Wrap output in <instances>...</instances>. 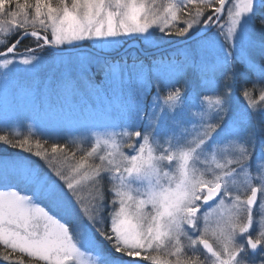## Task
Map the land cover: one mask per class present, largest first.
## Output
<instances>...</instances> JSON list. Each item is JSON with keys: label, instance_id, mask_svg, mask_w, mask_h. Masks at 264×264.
Returning <instances> with one entry per match:
<instances>
[{"label": "rangeland", "instance_id": "obj_1", "mask_svg": "<svg viewBox=\"0 0 264 264\" xmlns=\"http://www.w3.org/2000/svg\"><path fill=\"white\" fill-rule=\"evenodd\" d=\"M51 1L0 2V47L31 27L66 49L149 51L210 28L222 0ZM34 52L0 58V246L23 260L0 264H264V0H229L164 62Z\"/></svg>", "mask_w": 264, "mask_h": 264}, {"label": "trees", "instance_id": "obj_2", "mask_svg": "<svg viewBox=\"0 0 264 264\" xmlns=\"http://www.w3.org/2000/svg\"><path fill=\"white\" fill-rule=\"evenodd\" d=\"M1 3H3V9L6 12L8 13H15L18 15V13L20 14L19 10H15L16 9H20L21 7H27V9L29 8V6L32 5L33 3V0H0ZM52 3H55L54 0L51 1ZM15 10V11H14ZM14 11V12H13ZM28 29H32V30H36L38 31L37 29H34V28H26V27H19L17 29H15L6 39V43L3 47H0V51H3L4 49L6 50V48L10 47L11 44H13L17 38L20 36V34L22 32H24L25 30H28ZM176 33H178V31H174ZM44 33V32H42ZM45 34V33H44ZM186 38V36H178L175 38L174 41H177V40H181V39H184ZM31 48H34V49H31ZM28 49V51L32 52V53H35L34 50L36 49L38 51V53H42L43 55H46V54H49V55H52L53 52L46 48V47H42L41 46V41H39L38 39L36 38H29L27 40H25L18 48H17V51H24ZM122 49V48H121ZM134 50L135 49H131L129 50L127 53H125L124 55H122L121 57L119 58H113V59H104L105 63H107V66L110 67L112 66V64H115V63H119V64H128V66H130L131 64H134V63H137L139 61H143L145 60V62L147 63H152L151 61H165L164 59H167L171 54V51H175L173 49H169L167 51H162L160 53H157V54H153L150 56V58H145V57H142L141 54L137 51V54H134ZM39 55V54H38ZM177 58L179 60V62H185L186 59H184V57L180 56V55H177ZM227 73L230 75L231 74V70H227ZM9 136V142H11V140L13 141H17L18 140H14L13 137H10ZM36 140V136H32V140L29 141V143H33L35 142ZM28 142V141H27ZM45 143V142H44ZM42 143V144H44ZM47 144V143H46ZM44 144V145H46ZM105 231V237H106V243H110L112 249L116 252H119L121 250H119L120 248L118 247V242L115 238H112V232L111 230H104ZM95 237H96V240L100 243V245L103 246L104 248V245L102 243V239L100 237V234L99 233H95ZM108 241V242H107ZM2 246V245H1ZM0 246V251L4 254H6L9 259H11L12 261H23L22 258H20V254L18 253H15L13 252L12 250L10 251L8 248H3ZM109 246V244H108ZM4 250V251H3ZM106 252V251H105ZM30 263H35V261H32Z\"/></svg>", "mask_w": 264, "mask_h": 264}, {"label": "water", "instance_id": "obj_3", "mask_svg": "<svg viewBox=\"0 0 264 264\" xmlns=\"http://www.w3.org/2000/svg\"><path fill=\"white\" fill-rule=\"evenodd\" d=\"M228 1L229 0H222L221 1L219 9L217 11L218 18H217L215 24L213 23L210 28H208L206 30L204 28H201L200 30H198L196 33H194L190 37H188V38H186L184 40H180V41L170 45L169 47H173V46H176V45H182L184 43H188V42L194 41V39L196 40V39L202 37L203 35L205 36L206 33H208L213 28H215V25L218 23L219 19L222 16V12L224 10V6H226ZM27 38L40 39L46 47H49L51 50H53L57 54H68V53H76V52L79 53L80 51H89V52L95 53V54L100 55V56H106V57L115 59L119 55L123 54L124 52L128 51L129 49H131L133 47L138 48L140 50V52H142V54L146 55V56H150V55L154 54L155 52H157V51H153V52L148 53V54L145 53L144 50L141 47V43L139 41H137V40L131 41L119 53H117L115 55H110V56L102 54V53H99V51H97L96 49H94V48H92V47H90L88 45L78 46L76 48L64 49V48H59L58 46L53 45L50 42V40H49V38L47 36H44L43 34H41L39 32L26 31L15 41V43L13 45L10 46V48H7L8 50H6L4 52H0V58L6 57V56L14 53L15 50H16V47L21 42H23L25 39H27ZM137 138H139V135L137 136ZM221 189H222V186L220 184L214 189L206 188V198H205L204 201L206 203H209L213 199L217 198L219 196V194L221 193ZM257 194H258V190H254L252 195L248 199V204H249L248 206L254 207L256 205L257 199H258V195ZM247 242H248V246H249V249H250L251 253L256 254V253L259 252V250L261 248L260 247L261 245L259 243H256L252 238H249ZM203 245H204V248H206L209 251L210 254L214 253V251H213V249H212V247H211V245L209 243L204 242Z\"/></svg>", "mask_w": 264, "mask_h": 264}, {"label": "flooded vegetation", "instance_id": "obj_4", "mask_svg": "<svg viewBox=\"0 0 264 264\" xmlns=\"http://www.w3.org/2000/svg\"><path fill=\"white\" fill-rule=\"evenodd\" d=\"M214 203H215V201H214L213 203L209 204V205L203 204L202 207H203L204 209L208 210V209H210V208L213 207ZM203 241H204V240H202V242H203ZM202 242H201V244H200V247L203 249V251H204L208 256H212V255H209L207 249L204 248V246L202 245ZM202 258H204V256H203Z\"/></svg>", "mask_w": 264, "mask_h": 264}]
</instances>
